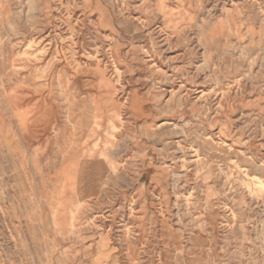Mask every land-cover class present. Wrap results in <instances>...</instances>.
Instances as JSON below:
<instances>
[{
  "label": "rangeland",
  "instance_id": "obj_1",
  "mask_svg": "<svg viewBox=\"0 0 264 264\" xmlns=\"http://www.w3.org/2000/svg\"><path fill=\"white\" fill-rule=\"evenodd\" d=\"M0 264H264V0H0Z\"/></svg>",
  "mask_w": 264,
  "mask_h": 264
}]
</instances>
